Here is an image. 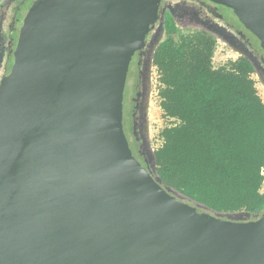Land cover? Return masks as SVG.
Here are the masks:
<instances>
[{
	"label": "water",
	"instance_id": "1",
	"mask_svg": "<svg viewBox=\"0 0 264 264\" xmlns=\"http://www.w3.org/2000/svg\"><path fill=\"white\" fill-rule=\"evenodd\" d=\"M153 1L35 0L26 12L0 90V264H264V208L213 212L131 155L123 91ZM208 1L264 51V0ZM220 42L264 89L252 56Z\"/></svg>",
	"mask_w": 264,
	"mask_h": 264
},
{
	"label": "trees",
	"instance_id": "2",
	"mask_svg": "<svg viewBox=\"0 0 264 264\" xmlns=\"http://www.w3.org/2000/svg\"><path fill=\"white\" fill-rule=\"evenodd\" d=\"M217 43L173 24L153 54L161 117L156 176L216 213L264 208V102L238 57L213 66Z\"/></svg>",
	"mask_w": 264,
	"mask_h": 264
},
{
	"label": "flooded vegetation",
	"instance_id": "3",
	"mask_svg": "<svg viewBox=\"0 0 264 264\" xmlns=\"http://www.w3.org/2000/svg\"><path fill=\"white\" fill-rule=\"evenodd\" d=\"M34 1L2 0L0 52L3 61L0 67V90L4 88L13 65L23 18ZM170 24L178 30L203 31L212 36L217 44L224 46L220 42L222 41L236 50L246 51L255 60L259 67L258 72L264 79V51L260 41L240 23L231 9L208 0L153 1L146 11L142 41L128 65L122 101V128L131 155L153 178L156 176V170L154 171L152 166L158 148L151 119L154 69L151 81L145 69L150 59L153 63V54L166 38ZM159 38L161 40L154 48L153 44ZM246 60L251 64L255 78V67L252 62ZM256 83L260 86L258 80Z\"/></svg>",
	"mask_w": 264,
	"mask_h": 264
},
{
	"label": "rangeland",
	"instance_id": "4",
	"mask_svg": "<svg viewBox=\"0 0 264 264\" xmlns=\"http://www.w3.org/2000/svg\"><path fill=\"white\" fill-rule=\"evenodd\" d=\"M1 4H2V0H0V8L2 6ZM237 58H238L237 55H235L234 53L229 51L224 46L217 44L215 47V50H214L212 62H213L214 67H219L221 65L226 64L228 61L236 60ZM252 78L255 80L254 76H252ZM153 83H154V92H153L151 119H152L153 126H154V135L156 136V138L158 140L157 141V147H158V146H160V139L158 137L160 131L165 126L170 125L171 122L167 121L166 119L161 117V111L158 107L157 96H156V72H155V68H154V82ZM256 88H257V91H258L260 98L264 102V91H263V89L257 83H256ZM263 174H264V172H263ZM262 189L264 190V184H263Z\"/></svg>",
	"mask_w": 264,
	"mask_h": 264
}]
</instances>
